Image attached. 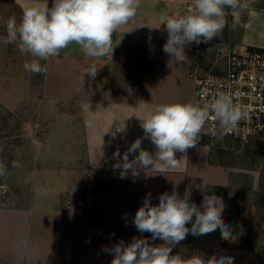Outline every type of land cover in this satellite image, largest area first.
<instances>
[{"label": "crops", "instance_id": "crops-1", "mask_svg": "<svg viewBox=\"0 0 264 264\" xmlns=\"http://www.w3.org/2000/svg\"><path fill=\"white\" fill-rule=\"evenodd\" d=\"M241 2L245 6L229 12L221 34L207 43H192L183 62L164 52L168 34L160 20L183 14L191 0H141L136 16L114 33L113 53L92 59L72 44L59 57L42 61L47 72L37 75L23 67L31 57L4 40L7 19L19 20L27 0H0V104L13 112L30 109V123L39 130L31 139L28 165L15 169L13 181L2 185L0 264H110L113 255L104 249L121 240L127 244L144 237L162 244L139 232L134 216L149 193L158 204L161 194L173 190L181 197L189 192L198 207L205 195L220 197L232 237L223 239L219 229L189 233L172 254L185 259L199 255L208 264L221 258H231L232 264H264L259 254L264 251L259 246L263 229L254 215L259 197L253 199L260 191L262 137L239 142L236 153L216 154L202 131L196 147L176 153L180 166L167 176L140 171L122 178L114 156L119 149L122 158L137 138L142 148L155 151L138 117L157 104L194 101L189 74L194 69L223 74L225 63L217 52L221 45L264 50V0ZM92 64L98 70L95 78L84 75ZM72 92L70 101L62 98ZM75 195L87 202L71 209L66 202Z\"/></svg>", "mask_w": 264, "mask_h": 264}, {"label": "clouds", "instance_id": "clouds-1", "mask_svg": "<svg viewBox=\"0 0 264 264\" xmlns=\"http://www.w3.org/2000/svg\"><path fill=\"white\" fill-rule=\"evenodd\" d=\"M140 3L141 0H51L49 4V0H27L19 20L15 16L7 19L4 40L15 45L21 55L31 57L23 65L26 72L42 75L47 72L42 61L59 57L72 44L92 59L113 53L114 33L136 16ZM244 6L241 0H191L183 14L164 15L160 20L168 34L164 52L177 62L185 61L188 46L217 38L226 26L229 12L235 14ZM97 72L92 64L84 75L95 78ZM247 118V111L234 102L231 94L225 93L202 104L195 101L157 104L138 117L144 138L150 140L155 151L142 148V139L137 138L122 158L119 149L114 153L119 159L116 167L121 169L122 178L129 172L137 176L140 171L166 175L180 166L181 159H177L176 153H186L198 145L209 120L214 119L222 134H227ZM12 166L19 164L14 161ZM8 174V167L0 161V178ZM223 211V202L215 194L205 195L198 207L191 202L189 192L183 197L175 190L163 193L158 204L151 202L149 193L136 211L133 223L139 232L150 233L152 241L159 239L163 243L154 245L148 238L133 237L130 243L121 240L104 251L113 255L110 264H208L199 255L185 259L179 253L172 254V249L189 233L205 235L219 229L223 239H230L232 228L225 223ZM225 262L232 264L231 258H221L218 264Z\"/></svg>", "mask_w": 264, "mask_h": 264}, {"label": "built area", "instance_id": "built-area-1", "mask_svg": "<svg viewBox=\"0 0 264 264\" xmlns=\"http://www.w3.org/2000/svg\"><path fill=\"white\" fill-rule=\"evenodd\" d=\"M217 52L225 63L223 74L200 69H194L189 74L195 86L194 101L202 104L213 96L231 94L234 102L247 111L248 118L240 121L227 134H222L218 123L212 119L206 123L203 132L212 139H233L243 144L253 136L264 137V50L242 47L236 51L221 45ZM86 202L87 198L75 195L67 200L66 205L77 209Z\"/></svg>", "mask_w": 264, "mask_h": 264}, {"label": "rangeland", "instance_id": "rangeland-1", "mask_svg": "<svg viewBox=\"0 0 264 264\" xmlns=\"http://www.w3.org/2000/svg\"><path fill=\"white\" fill-rule=\"evenodd\" d=\"M75 94L76 92H72L66 97L62 96V98L65 100L69 99L68 101H70L75 97ZM30 114H32L30 109L13 112L0 104V161L8 167V173H10L9 177L0 178V195L6 189L2 187L3 182H12L14 179V170L19 169L21 165L24 169V166L29 163L30 152L33 147V141L31 139L35 138L39 133L38 125L33 124V122L30 123ZM211 142H213V148L216 149V154L217 151L233 154L242 147L239 141L233 142L221 138L212 139ZM261 143L264 147V137H262ZM14 161L18 162L19 167L12 166ZM259 187L260 191L258 195L256 192L253 196L254 200L257 199V196L259 197L258 203L255 206L254 215L257 217L263 229L262 241L259 246H262L264 249V163L261 165ZM259 254L264 256V251Z\"/></svg>", "mask_w": 264, "mask_h": 264}]
</instances>
